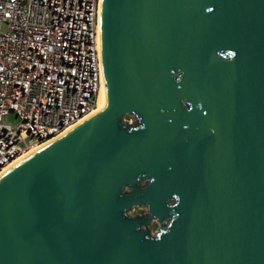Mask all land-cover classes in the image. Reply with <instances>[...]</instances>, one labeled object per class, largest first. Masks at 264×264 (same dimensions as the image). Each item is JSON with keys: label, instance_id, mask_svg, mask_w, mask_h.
<instances>
[{"label": "water", "instance_id": "1", "mask_svg": "<svg viewBox=\"0 0 264 264\" xmlns=\"http://www.w3.org/2000/svg\"><path fill=\"white\" fill-rule=\"evenodd\" d=\"M99 36L103 108L0 175V264H264V0H101Z\"/></svg>", "mask_w": 264, "mask_h": 264}, {"label": "built area", "instance_id": "2", "mask_svg": "<svg viewBox=\"0 0 264 264\" xmlns=\"http://www.w3.org/2000/svg\"><path fill=\"white\" fill-rule=\"evenodd\" d=\"M99 5L0 0V175L96 107L104 87Z\"/></svg>", "mask_w": 264, "mask_h": 264}, {"label": "bare ground", "instance_id": "3", "mask_svg": "<svg viewBox=\"0 0 264 264\" xmlns=\"http://www.w3.org/2000/svg\"><path fill=\"white\" fill-rule=\"evenodd\" d=\"M101 2V0H100ZM100 6V5H99ZM103 105H104V100H103V87L99 93V96H98V100H97V104H96V107L93 109V111L91 112L90 115H93L95 114L96 112L100 111L102 108H103ZM41 146L43 145H39V146H36L32 149H30L28 152L24 153L22 156H20L19 158H17L12 164H10L9 167H12L13 165H15L18 161H20L21 159H23L24 157H26L27 155H29L30 153H32L33 151H35L36 149L40 148Z\"/></svg>", "mask_w": 264, "mask_h": 264}, {"label": "rangeland", "instance_id": "4", "mask_svg": "<svg viewBox=\"0 0 264 264\" xmlns=\"http://www.w3.org/2000/svg\"><path fill=\"white\" fill-rule=\"evenodd\" d=\"M127 120L132 122V119L129 117V116H126ZM7 120L8 121H11V122H14L17 120V118L15 117V115L13 114H10L8 117H7ZM144 211L143 208H138V207H134L133 210H131V214L134 215V214H137V213H142ZM158 222L156 220L152 221L149 226H148V229L151 233H155L156 231H158Z\"/></svg>", "mask_w": 264, "mask_h": 264}]
</instances>
